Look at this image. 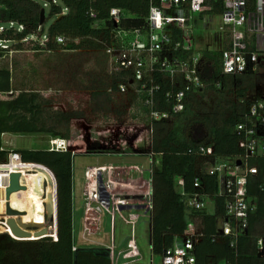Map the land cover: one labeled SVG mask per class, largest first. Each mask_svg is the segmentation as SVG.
<instances>
[{
    "label": "built area",
    "instance_id": "2783aa9c",
    "mask_svg": "<svg viewBox=\"0 0 264 264\" xmlns=\"http://www.w3.org/2000/svg\"><path fill=\"white\" fill-rule=\"evenodd\" d=\"M53 4L61 9L58 17L68 12L66 6L61 7L55 1ZM91 16L96 17L95 12ZM108 20L111 23L109 33L101 40V51L108 56L109 73L113 79L107 91L132 98L136 108L149 118V129H153L155 123L171 124L176 115L185 109L188 93L206 89L208 85L201 77L204 53H221V74L215 86L221 89L224 78L231 79V100L240 106L239 109L244 107V110L235 113L240 117L235 129L238 153L226 161L213 162V169L204 172L216 175L217 192L203 190V172L195 177L193 192L186 191L182 177L177 179V184L186 205L192 209L209 208V204L214 208L216 201L213 197L222 199L223 214L218 222L222 218L224 223L213 238L224 237L230 241L234 260L219 264H238L239 240L247 234L251 214L257 209L248 192L250 178L259 173L258 166L251 164V160L264 157V84L258 86L259 89L255 88L256 94L250 97L251 86L246 87L245 84L240 87L238 80L248 75L257 77L264 71V0H149L148 12L140 18V24L131 23L136 20L134 14L119 7L110 9ZM9 22V29H0V40L4 42L10 41L2 39L7 31L24 30L23 25ZM214 25L218 27L214 39L221 43V49L201 46L194 38L199 29L209 30ZM40 35L34 32L14 42L45 45L49 38ZM56 42L65 44L66 38L59 35ZM9 49L7 44L0 42V55ZM241 88H247L245 94L240 93ZM14 135L3 132L0 136V151L7 152L0 165L12 160L30 163L22 160ZM46 149L67 150L66 140L51 136L46 142ZM196 154L214 158V146L203 144ZM148 156L151 165L148 176L147 169L139 164L110 163L85 169L82 238L106 249L111 264H134L133 261L142 257L135 226L141 218V210L145 215L150 214L152 219L153 172L159 164L156 152L150 151ZM8 174L10 179L12 173ZM136 205L144 207L135 208ZM104 209L110 215L109 242L96 241L91 237L100 233ZM125 211H128L127 215ZM117 215L131 226L127 248L119 252L116 243ZM4 223L8 224V221L0 216V224ZM6 234L14 237L13 234ZM202 235L191 221L183 233L174 234L173 244L163 248L160 260L156 263L152 258L150 264H197L195 248L202 242ZM258 247L264 252V238L258 239ZM76 250L78 245L75 243L73 251ZM121 258L127 261L122 262Z\"/></svg>",
    "mask_w": 264,
    "mask_h": 264
},
{
    "label": "trees",
    "instance_id": "16d2710c",
    "mask_svg": "<svg viewBox=\"0 0 264 264\" xmlns=\"http://www.w3.org/2000/svg\"><path fill=\"white\" fill-rule=\"evenodd\" d=\"M68 12L56 19L48 29V41L45 45L32 44L35 51L56 50H93L102 49V41L109 33V12L113 7L123 8L134 14L133 24H140L149 9V0H64ZM42 6L33 0H0V21H14L24 26L23 31L9 30L2 39L14 43L11 49H22L19 41L34 32L42 34ZM61 12L52 7L51 15ZM95 12L96 17L91 13ZM57 17V16H56ZM130 22V21H128ZM66 38L65 44H58L56 37ZM220 52L204 53L201 77L207 83L206 91L188 93L185 109L178 113L171 124L155 123L154 136L149 139L147 149L158 154L159 164L153 172L154 210L152 216V251L161 256L163 248L173 244L174 234L183 233L193 221L196 229L203 235L202 242L195 248L197 264L210 262L219 264L234 260V251L230 241L224 237L213 236L218 231V218L223 214V201H216L214 208L192 209L186 205L179 190L177 179L182 177L185 189L193 192L197 177L196 150L203 144L214 146V162L226 161L238 153L236 123L240 119L235 113L239 109L230 94L231 79L224 78V87L217 90L219 100L212 115L201 114L198 94L204 96L209 90H215V81L221 74ZM256 76L248 75L238 80L240 87L251 84ZM13 74L9 66L0 68V136L3 132L14 134L51 133L66 140L67 150L49 151L46 148L19 149L22 154V189L7 197L10 184L8 172L16 171L15 165L0 167V214L13 219L18 227L29 236L36 237L53 229L56 239L43 237L39 240L22 242L9 234H0V264H111L110 258L102 247L91 243L78 245L74 238V153L70 148L74 116L62 110L45 109L42 94L34 89L13 87ZM115 80V79H114ZM247 88H241L245 94ZM226 93V94H225ZM113 94V93H109ZM46 103V102H45ZM44 105V106H43ZM135 106V104H134ZM133 118L141 125L149 126L150 120L139 109L133 112ZM63 124L64 130L58 126ZM150 128V127H149ZM142 141V138H140ZM148 141V140H147ZM1 145V144H0ZM7 152L0 151V161L6 159ZM38 163L49 168L44 169ZM251 164L258 166L259 173L252 176L248 184L250 200L256 204L251 214L247 234L239 240L238 264H264V252L258 247V239L264 238V157L252 159ZM12 167V168H11ZM52 171H51V170ZM203 190L208 193L219 189L216 175L201 174ZM27 188H26V187ZM48 198L45 196H47ZM58 195V196H57ZM58 198V210L57 200ZM83 201V195H82ZM48 202V205H47ZM7 206L15 209L16 214L8 215ZM82 211L84 206L82 204ZM58 214V219H57ZM53 218L51 221L50 218ZM47 220L51 221L47 224ZM58 221V222H57ZM14 233V232H13ZM15 234V233H14ZM49 235L52 233H48ZM17 236V234H15ZM21 236V235H20ZM88 242V241H87ZM78 250L73 251V245ZM102 250V251H101Z\"/></svg>",
    "mask_w": 264,
    "mask_h": 264
},
{
    "label": "rangeland",
    "instance_id": "374dc122",
    "mask_svg": "<svg viewBox=\"0 0 264 264\" xmlns=\"http://www.w3.org/2000/svg\"><path fill=\"white\" fill-rule=\"evenodd\" d=\"M36 1L45 9L46 14L44 31L41 35L39 34L43 37L47 35L49 27L58 18L57 15V17L51 15L53 1L61 7H65V1ZM1 27L9 29L10 22L0 21V29ZM15 27L18 28V24ZM215 29H218L216 25L209 30L199 29L194 37L195 41L200 43L201 46L208 45L212 48L221 49V43L216 42L214 39ZM0 42L10 47L8 51H3L0 55V68L9 66L13 74V87L39 91L43 96L42 102L46 106L45 109L62 110L74 116L71 121L72 138L69 145L75 155L73 160L74 238L78 245H86L89 242L82 238L81 231L85 169L89 166L110 163L120 165L139 164L147 169V172L151 167L147 148L151 145L149 139H153L155 130L149 129V126H142L139 120L133 118L132 114L137 108L134 106L132 98L117 93H108L107 90L113 79L109 73L108 56L101 49L35 51L34 49H28L32 48V44L24 43L22 49L17 50L11 49L14 47L12 41L4 42L0 40ZM262 84H264V71L251 84L250 97L256 94L255 88L259 89ZM217 90H219L217 87L215 90H209L204 96H202L204 92L198 94L201 105L199 112L201 114L212 115L220 96ZM226 97L230 100L232 98L230 94L228 96L226 94ZM58 129L64 130L63 124H60ZM36 136L28 138L25 135H19L16 147L18 149L27 146L46 148L48 138ZM140 138H142V141H140ZM213 162V159L198 157L197 173L200 175L201 172L212 170ZM146 176H148V172ZM21 177L22 174L19 182ZM23 187L21 185L19 190ZM7 197L9 198V196ZM46 197L48 198V194ZM211 208L212 206L209 204V209ZM143 212V210L140 211L141 218L135 226L136 240L142 257L133 262L134 264H150L153 258L157 263L160 256L155 255L152 251L151 216L150 214L145 215ZM124 213L127 215L128 211ZM53 218L55 217H51L50 220L52 221ZM51 221L47 220L46 222L48 224ZM101 221L100 233L91 235V237L96 241L109 242L110 215L106 209L101 214ZM223 223L224 220L220 218L218 222L219 229L222 228ZM7 228H10L8 224ZM49 232L52 234L49 235ZM49 232L36 237L28 234L10 236L22 242L39 240L45 236L53 239V236H55L53 229L50 228ZM130 234L131 226L127 225L117 215L116 243L118 252L127 248ZM121 261L126 262L127 260L121 258Z\"/></svg>",
    "mask_w": 264,
    "mask_h": 264
},
{
    "label": "water",
    "instance_id": "95a60500",
    "mask_svg": "<svg viewBox=\"0 0 264 264\" xmlns=\"http://www.w3.org/2000/svg\"><path fill=\"white\" fill-rule=\"evenodd\" d=\"M45 22H46L45 9L42 8V10H41V20H40V23H41V25H44ZM19 178H20L19 173L14 172V173L11 174V176H10V186L7 188V194H8V196H10L11 193L14 190L19 189V187H20ZM56 202H57V210H58V198H57ZM143 207L144 206H140V205H136L135 206V208H143ZM121 208H130V206H122ZM7 212L10 215L17 213V211L16 210H13L12 208H10V206L7 208ZM57 219H58V214H57ZM8 224L10 225L11 229L13 230V232L15 234H17V235H24L23 234L24 232L18 227V225L15 222V220H13V219L9 220L8 221ZM45 233H47V232L45 231L43 234L45 235ZM57 234H58V228L56 227V236H53L54 239H55V237H57ZM40 235H42V234H40Z\"/></svg>",
    "mask_w": 264,
    "mask_h": 264
},
{
    "label": "bare ground",
    "instance_id": "6f19581e",
    "mask_svg": "<svg viewBox=\"0 0 264 264\" xmlns=\"http://www.w3.org/2000/svg\"><path fill=\"white\" fill-rule=\"evenodd\" d=\"M5 165H15L17 168L15 169L16 171H14L13 170V172L12 173H14V172H17V173H19V175H20V172H21V169H22V163H20L19 161H8V162H6V163H3V164H1L0 165V167H3V166H5ZM13 167V166H12ZM11 167V168H12ZM4 172H0V174H3ZM19 183H21V181L19 182ZM20 187H21V185H20ZM20 187H19V189H20ZM19 189H17V190H19ZM15 191V190H14ZM8 195V194H7ZM0 216H2V218L5 220L6 218H4V215L3 214H0ZM7 221H9V219H6ZM5 224V223H4ZM6 225V226H5ZM5 225H3V224H0V234L1 233H10V234H13L14 236H16L14 233H13V230L11 229V227L8 229L7 228V224H5Z\"/></svg>",
    "mask_w": 264,
    "mask_h": 264
},
{
    "label": "crops",
    "instance_id": "0c3cea01",
    "mask_svg": "<svg viewBox=\"0 0 264 264\" xmlns=\"http://www.w3.org/2000/svg\"><path fill=\"white\" fill-rule=\"evenodd\" d=\"M49 52H55V51H49ZM73 120V119H72ZM71 120V121H72ZM13 135H14V133H13ZM20 135H24V134H20ZM35 135H37L36 137H39V138H49V137H51V136H56L53 132H51V133H46V132H43V133H25V137H28V138H33L32 136H35ZM15 137H16V139H17V137L19 136V134H15L14 135ZM56 137H60V136H56ZM62 138V137H61ZM32 148H34V147H31V146H27V147H25V148H23V149H32ZM32 164H35V163H32ZM35 165H38L39 167H42V168H44V169H48L47 167H45V166H42L41 164H35ZM49 170V169H48ZM20 176H21V173H20ZM21 184V183H20ZM9 206H7V208H8ZM11 208V207H10ZM13 209V208H12ZM13 210H15V209H13ZM8 215H10V214H8ZM10 220V219H9ZM152 220V219H151ZM82 230H83V217H82ZM81 230V231H82ZM103 251H106L107 252V250L106 249H102ZM101 250V251H102Z\"/></svg>",
    "mask_w": 264,
    "mask_h": 264
}]
</instances>
